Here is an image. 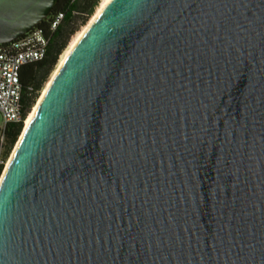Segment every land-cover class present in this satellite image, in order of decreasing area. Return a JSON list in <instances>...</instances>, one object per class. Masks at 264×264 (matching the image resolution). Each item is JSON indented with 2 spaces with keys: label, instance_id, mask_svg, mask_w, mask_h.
Returning <instances> with one entry per match:
<instances>
[{
  "label": "water",
  "instance_id": "obj_1",
  "mask_svg": "<svg viewBox=\"0 0 264 264\" xmlns=\"http://www.w3.org/2000/svg\"><path fill=\"white\" fill-rule=\"evenodd\" d=\"M22 133L0 264H264V0H110Z\"/></svg>",
  "mask_w": 264,
  "mask_h": 264
},
{
  "label": "trees",
  "instance_id": "obj_2",
  "mask_svg": "<svg viewBox=\"0 0 264 264\" xmlns=\"http://www.w3.org/2000/svg\"><path fill=\"white\" fill-rule=\"evenodd\" d=\"M101 0H59L53 12L46 19L37 24V28H44L50 35V43L46 57L36 63L23 66L21 82L23 86L22 114L26 118L41 91L50 72L57 64L61 54L69 44L70 38L85 25L93 15L96 6ZM64 13V20L54 32H49V21L56 12ZM24 122L11 123L0 130L4 136L2 147L5 157L16 144ZM3 165H0V175Z\"/></svg>",
  "mask_w": 264,
  "mask_h": 264
},
{
  "label": "built area",
  "instance_id": "obj_3",
  "mask_svg": "<svg viewBox=\"0 0 264 264\" xmlns=\"http://www.w3.org/2000/svg\"><path fill=\"white\" fill-rule=\"evenodd\" d=\"M64 20V13L59 11L51 16L49 32H54ZM50 35L44 28L35 27L26 34L10 42L0 43V111L3 126L25 122L22 114L23 86L21 71L23 66L36 63L46 57ZM4 136L0 135V164Z\"/></svg>",
  "mask_w": 264,
  "mask_h": 264
},
{
  "label": "bare ground",
  "instance_id": "obj_4",
  "mask_svg": "<svg viewBox=\"0 0 264 264\" xmlns=\"http://www.w3.org/2000/svg\"><path fill=\"white\" fill-rule=\"evenodd\" d=\"M110 0H101L100 2V5L98 6L96 12L93 14V16L90 18V20L88 21V23L83 27V29L81 31H79L75 37L72 39V41L70 42V44L68 45V47L65 49L62 57L60 58V61L57 65V67L55 68V70L53 71L52 73V76L51 78L48 80L46 86L44 87L43 91H42V94L41 96L39 97L37 103L34 105L32 111H30V113L27 115L26 119H25V126H24V129H23V132L26 130V128L28 127V125L30 124L31 122V119L33 117V114L35 113L37 107L39 106L40 102L42 101L43 97L45 96L46 92L48 91V88L50 87V85L52 84L55 76L57 75V73L59 72L62 64L64 63V61L66 60V58L68 57V55L71 53V51L73 50V48L76 46V44L79 42V40L82 38V36L84 35V33L87 31V29L90 27V25L93 23V21L96 19V17L100 14V12L104 9V7L108 4ZM23 135V133H22ZM21 135V136H22ZM21 138V137H20ZM20 140V139H19ZM19 144V141L17 142V144L15 145V148L13 149V151L11 152L12 154L10 155V158L8 159V162L6 164V167L4 169V173L2 175V178L5 174V172L7 171L12 159H13V156L15 154V151L17 149V146ZM2 178L0 180V183L2 181Z\"/></svg>",
  "mask_w": 264,
  "mask_h": 264
},
{
  "label": "rangeland",
  "instance_id": "obj_5",
  "mask_svg": "<svg viewBox=\"0 0 264 264\" xmlns=\"http://www.w3.org/2000/svg\"><path fill=\"white\" fill-rule=\"evenodd\" d=\"M100 2H101V1H100ZM100 2H99V4L96 6V8H95V10H94V13L96 12L98 6L100 5ZM94 13H93V14H94ZM92 16H93V15H92ZM92 16H91V17H92ZM91 17H90V18H91ZM90 18H89V20H90ZM89 20H88V21H89ZM87 23H88V22H87ZM87 23H86V24H87ZM86 24H85V25H86ZM85 25H83V26L79 29V31H81ZM79 31H77V32H76V33L70 38L69 44H70V42L72 41V39L75 37V35H76ZM69 44H68V45H69ZM67 47H68V46H67ZM67 47H66V48H67ZM64 51H65V50H64ZM63 53H64V52H63ZM63 53L61 54L60 58L62 57ZM60 58H59L57 64L55 65V67H54V68L52 69V71L50 72V74H49L47 80L45 81V83H44V85H43L41 91L39 92V94H38L36 100L34 101V104H33V106L31 107V110H30V111H32L34 105L37 103L39 97L41 96L44 87L46 86L48 80H49V79L51 78V76H52L53 71L55 70V68L57 67V65H58V63H59ZM29 113H30V112H29ZM2 126H3V117H2V114H1V111H0V127H2ZM24 126H25V124H24ZM24 126H23V129H24ZM23 129H22V131H23ZM21 134H22V132H21ZM21 134H20V135H21ZM19 137H20V136H19ZM18 140H19V138H18ZM18 140H17V141H18ZM16 144H17V142H16ZM16 144H15V145H16ZM15 145L12 147L11 151L8 153V155H7L6 157H5L4 153H3L4 148H2V154H1L2 156H1V159L3 160V163H1V164L3 165V169H2V172H1V175H0V180H1L2 175H3V173H4L3 171H4L5 167H6V164H7V162H8V159L10 158V155L12 154L11 152H12L13 149L15 148ZM1 164H0V165H1Z\"/></svg>",
  "mask_w": 264,
  "mask_h": 264
}]
</instances>
